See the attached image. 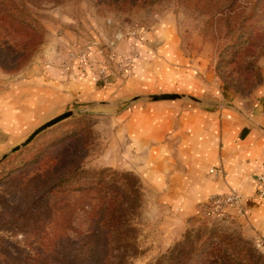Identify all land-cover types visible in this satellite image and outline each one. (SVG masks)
Listing matches in <instances>:
<instances>
[{
	"label": "rangeland",
	"instance_id": "1",
	"mask_svg": "<svg viewBox=\"0 0 264 264\" xmlns=\"http://www.w3.org/2000/svg\"><path fill=\"white\" fill-rule=\"evenodd\" d=\"M210 14L188 0H12L9 6L0 1V50L10 66L0 68V96L7 95L16 85L30 83L31 70H38L40 63L54 62L50 60H56L57 56L61 59L68 50H71L70 56L86 63L82 58L96 38L103 47L119 34L129 36L143 30L156 35L168 29L181 57L196 64L195 67L199 65L200 74H212L238 98H248L258 86L228 88L216 72L219 47L211 42L207 33ZM162 38L146 39V44L161 46ZM125 53L113 62L122 79L133 71L137 57L135 51ZM262 58L258 59L259 66ZM109 62L112 65L111 59ZM260 69L262 72L261 66ZM102 74L105 75L102 81L108 83L107 74ZM154 95L189 97L145 94L124 101H84L75 97L62 106L61 113L45 116L40 121L38 92L33 97L26 92L21 98L14 97L19 101L21 114L16 108H0V119L6 125V129L0 131V264H60L69 263L73 258L83 260L90 255L92 245L88 230L95 221L94 210L102 195L53 188L64 175L61 160L66 149L71 150L72 162L79 169L105 171L103 184L113 192L114 204L127 209L128 222L136 228L137 251L124 264H167L168 252L174 244L188 230L201 226L240 236L264 255L261 243L245 235L231 213L218 215L206 208L210 205H205L200 207L197 216L179 221L160 206L152 194L144 191L134 172L105 165V160L100 163L101 156L106 155V145L111 142L114 128L111 119L115 113L134 101H154L151 99ZM7 97L10 101L13 95ZM67 112L72 115L38 133L33 141L15 150L17 152L13 151L38 127ZM48 159L58 161L55 164L53 160L47 162ZM127 173L129 178L132 174L138 179V184L135 179L131 181L134 189L139 188V199L124 195L110 182L111 177L120 179ZM111 261L120 263L115 258Z\"/></svg>",
	"mask_w": 264,
	"mask_h": 264
},
{
	"label": "crops",
	"instance_id": "2",
	"mask_svg": "<svg viewBox=\"0 0 264 264\" xmlns=\"http://www.w3.org/2000/svg\"><path fill=\"white\" fill-rule=\"evenodd\" d=\"M155 34L143 30L119 34L103 47L96 38L86 49V63L70 56L71 50L61 59L52 58V63H40L30 78L38 82L10 88L0 96V108H16L21 114L15 98L38 92L40 121L61 113L75 97L84 101H124L145 94L196 98L198 103L187 98L143 99L116 112L111 142L100 163L105 160V165L134 172L144 191L179 221L197 216L213 196L237 191L242 212L228 213L237 218L245 235L264 248V197L257 195V178L264 174V58L259 61L260 85L242 99L181 57L170 30ZM155 36H163L162 45L148 46L146 39ZM126 51H135L137 57L133 71L122 79L113 62ZM101 72L107 74L108 83L102 81ZM10 94L13 99L8 101ZM3 123L0 119V131L6 129Z\"/></svg>",
	"mask_w": 264,
	"mask_h": 264
},
{
	"label": "trees",
	"instance_id": "3",
	"mask_svg": "<svg viewBox=\"0 0 264 264\" xmlns=\"http://www.w3.org/2000/svg\"><path fill=\"white\" fill-rule=\"evenodd\" d=\"M0 1L6 6L12 4V0ZM188 2L207 14L211 13L206 22L207 33L211 42L219 47L216 72L223 83L232 89L259 86L262 72L258 59L264 58V0ZM10 11L16 16L14 11ZM8 67L5 55L0 50V68ZM50 161L56 164L58 160ZM61 166L64 175L53 184L54 189L89 191L102 197L94 210L95 221L88 230L92 245L90 255L83 260L73 258L69 263L60 264H113L111 260L114 258L119 260V264L126 263L127 258L137 251L136 228L128 222L127 209L114 204L111 198L113 192L103 184L105 171L79 169L73 164L69 149L63 152ZM129 176L131 178L127 173L120 179L111 177L110 182L116 184L124 195L139 199V188L134 189L131 181L135 179L138 184L139 178L132 174ZM167 264H264V255L240 236L226 235L215 228L201 226L188 230L174 244L168 252Z\"/></svg>",
	"mask_w": 264,
	"mask_h": 264
},
{
	"label": "built area",
	"instance_id": "4",
	"mask_svg": "<svg viewBox=\"0 0 264 264\" xmlns=\"http://www.w3.org/2000/svg\"><path fill=\"white\" fill-rule=\"evenodd\" d=\"M82 60L86 62V56H84ZM102 73L103 72H101V79H104L105 75ZM213 172V170L210 171V173ZM257 195L259 197H264V174L259 175L257 178ZM207 205H210V207L205 206L206 208H210L211 212H216L218 215L228 213L229 210H235L238 213L242 212L241 196L235 190L224 195L213 196Z\"/></svg>",
	"mask_w": 264,
	"mask_h": 264
},
{
	"label": "water",
	"instance_id": "5",
	"mask_svg": "<svg viewBox=\"0 0 264 264\" xmlns=\"http://www.w3.org/2000/svg\"><path fill=\"white\" fill-rule=\"evenodd\" d=\"M183 97L184 96H180V95H154V96H151V99L154 101H163V100L182 99ZM188 99L191 100L192 102H196V103L199 102L198 100H196L195 98H192V97H188ZM71 115H72L71 112H67L65 114L57 116V117L53 118L52 120L44 123L43 125L38 127L34 132H32V134L20 146H16L13 149V151L18 150L21 146H24L25 144L29 143L41 131L55 125L56 123L60 122L63 119L70 117Z\"/></svg>",
	"mask_w": 264,
	"mask_h": 264
}]
</instances>
